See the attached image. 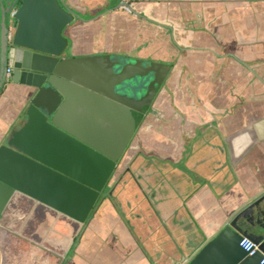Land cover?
<instances>
[{
	"label": "crops",
	"instance_id": "obj_1",
	"mask_svg": "<svg viewBox=\"0 0 264 264\" xmlns=\"http://www.w3.org/2000/svg\"><path fill=\"white\" fill-rule=\"evenodd\" d=\"M59 2L75 17L64 33L70 58H136L164 65L167 91L143 125L140 144L129 145L110 200L86 224L20 195L19 207L28 213L16 218L17 225L27 221L45 229L59 253L83 229L77 252L97 257L98 264L189 259L264 189V140L235 165L226 143L264 120V0ZM97 65L81 60L73 66L84 82L101 86L92 73ZM23 90L8 84L0 94V144L16 132L17 145L62 166L64 179L100 178L90 157L77 156L57 135L28 121ZM66 95L59 126L103 154H117L132 112L80 86L70 84ZM5 174L8 178V169Z\"/></svg>",
	"mask_w": 264,
	"mask_h": 264
},
{
	"label": "water",
	"instance_id": "obj_2",
	"mask_svg": "<svg viewBox=\"0 0 264 264\" xmlns=\"http://www.w3.org/2000/svg\"><path fill=\"white\" fill-rule=\"evenodd\" d=\"M14 8L17 10L10 29L8 16ZM0 14V94L8 84L24 87L22 95L27 101L28 121L57 135L61 144L75 150L77 156L90 157L94 162L91 167L102 171L97 179H64L60 176L66 174L62 166L41 161L34 152L21 148L14 132L0 144V190L4 193L0 197V214L11 204L13 209H18V198L23 195L84 225L97 214L95 209L98 203L102 204V198L106 199V188H112L109 181L116 183L129 145L140 140L139 133L147 118L155 114L160 95L167 91V70L161 68L164 65L136 58H70L64 33L75 17L59 0H0ZM81 60L98 64L92 73L101 86L82 80V71L73 66ZM8 69L12 70L9 77ZM70 84L120 105L125 113L132 112L125 143L117 154H103L95 145L63 130L56 122ZM263 140L264 120L228 137L232 165ZM245 224L252 228L245 230ZM244 238H250L258 246L255 255L249 256L240 246ZM263 258L264 189L228 217L216 235L192 257H183L177 264H261Z\"/></svg>",
	"mask_w": 264,
	"mask_h": 264
},
{
	"label": "flooded vegetation",
	"instance_id": "obj_3",
	"mask_svg": "<svg viewBox=\"0 0 264 264\" xmlns=\"http://www.w3.org/2000/svg\"><path fill=\"white\" fill-rule=\"evenodd\" d=\"M8 20L9 27L12 29L13 19L8 16ZM137 142H141V138ZM108 185H112L111 189L107 187L105 191V197L109 201L115 183L111 180ZM106 199L103 197L102 204L98 203L95 210L99 211L104 207ZM27 213L26 208L18 207V209L5 210L0 214V233L4 235L0 237V264H98L97 257L83 258L77 252L83 229L79 235L72 238L68 249L59 253L56 248H52V239L44 234L45 229L42 230L27 221L20 227L17 225L16 218L25 217ZM43 213L47 214L46 211Z\"/></svg>",
	"mask_w": 264,
	"mask_h": 264
},
{
	"label": "built area",
	"instance_id": "obj_4",
	"mask_svg": "<svg viewBox=\"0 0 264 264\" xmlns=\"http://www.w3.org/2000/svg\"><path fill=\"white\" fill-rule=\"evenodd\" d=\"M123 2H125V0H123ZM16 10L17 8H14V10L12 11L10 17L13 19L15 14H16ZM125 10L130 11V7L128 5H125ZM12 70L8 69L7 70V75L8 77L11 75ZM240 246L248 253L249 256H253L255 255V253L258 251V246L250 239L248 238H244L240 244ZM181 264H186V262H182ZM261 264H264V258L261 262Z\"/></svg>",
	"mask_w": 264,
	"mask_h": 264
}]
</instances>
